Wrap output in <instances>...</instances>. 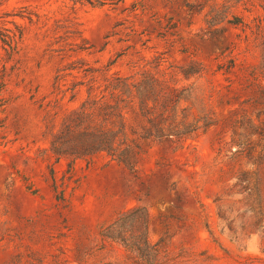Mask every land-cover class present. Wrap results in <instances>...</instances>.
Segmentation results:
<instances>
[{"label":"rangeland","instance_id":"374dc122","mask_svg":"<svg viewBox=\"0 0 264 264\" xmlns=\"http://www.w3.org/2000/svg\"><path fill=\"white\" fill-rule=\"evenodd\" d=\"M91 2L0 0V264H149L103 236L136 208L152 264H264V0ZM160 57L168 108L199 132L144 146L135 172L58 161L50 121L86 97L71 101L84 71Z\"/></svg>","mask_w":264,"mask_h":264},{"label":"trees","instance_id":"16d2710c","mask_svg":"<svg viewBox=\"0 0 264 264\" xmlns=\"http://www.w3.org/2000/svg\"><path fill=\"white\" fill-rule=\"evenodd\" d=\"M108 1L118 5L125 0ZM165 62L166 58L160 57L149 70L146 66L139 67L136 76L140 77L111 75L110 69L85 70L84 79L73 83L71 101L79 99L82 89H86V97L78 107L64 111L59 128L54 124L57 117L50 121L51 151L57 160L71 158L76 161L105 154L111 161L135 172L144 146L168 138L188 139L197 134L200 127L187 128L183 120L186 117L174 107L168 108L172 101L180 103V98L174 100L166 92L177 90L170 87L174 80L159 78L171 68L163 69ZM168 73L177 74L175 69ZM63 80V76L58 77L57 89L64 87ZM57 103L55 108L62 111V104ZM59 114L56 112L55 116ZM150 221L145 209L128 210L103 236L133 249L152 264L159 250L149 239Z\"/></svg>","mask_w":264,"mask_h":264}]
</instances>
